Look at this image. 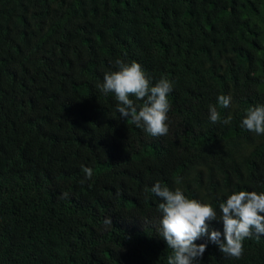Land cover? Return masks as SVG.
<instances>
[{"label": "trees", "instance_id": "trees-1", "mask_svg": "<svg viewBox=\"0 0 264 264\" xmlns=\"http://www.w3.org/2000/svg\"><path fill=\"white\" fill-rule=\"evenodd\" d=\"M117 60L172 82L166 136L121 119L97 87ZM261 105L264 0H0V264H166L152 186L218 218L231 194L264 192V134L241 127ZM212 230L223 239L210 221L197 264H264V235L237 259Z\"/></svg>", "mask_w": 264, "mask_h": 264}, {"label": "clouds", "instance_id": "clouds-1", "mask_svg": "<svg viewBox=\"0 0 264 264\" xmlns=\"http://www.w3.org/2000/svg\"><path fill=\"white\" fill-rule=\"evenodd\" d=\"M118 71L105 73L103 83L97 85L104 93H113L117 101V112L121 119H130L137 128H142L153 137L166 136L169 132L166 121L170 104L168 94L173 90V84L166 78H161L154 86L146 78L139 63L133 61L126 64L117 60ZM143 101V106L136 105L133 99ZM231 97L220 95L218 104L228 108ZM246 116L241 127L257 135L264 134V105L255 106L246 110ZM209 120L212 123L221 121L217 107L209 105ZM231 122V116L223 121ZM85 180L93 176V169L82 166ZM151 192L160 199L158 211L162 215L160 221V237L163 238L171 255L166 264H197L203 257L207 244H196L200 237L209 234V222L220 220L223 222V239L221 233L212 230L209 240L218 250L227 257L240 258L243 254V241L253 235H264V192L238 191L227 197L219 204L220 215L209 204L195 199H189L180 188L170 190L157 182ZM67 197L68 193H62ZM112 220H105L111 224Z\"/></svg>", "mask_w": 264, "mask_h": 264}]
</instances>
